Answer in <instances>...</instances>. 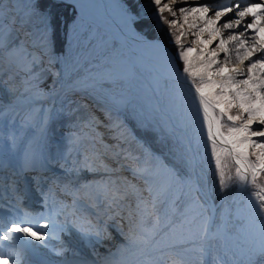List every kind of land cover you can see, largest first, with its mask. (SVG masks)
<instances>
[{
	"label": "bare ground",
	"instance_id": "6f19581e",
	"mask_svg": "<svg viewBox=\"0 0 264 264\" xmlns=\"http://www.w3.org/2000/svg\"><path fill=\"white\" fill-rule=\"evenodd\" d=\"M75 1L78 4L79 8L83 11V13H85L89 17L97 19L99 21H97L98 23L106 25L112 31H114L116 35H118L119 30H121V32L125 36V43H123V45L125 46L124 49L129 52L130 56L132 53L143 68L153 70L155 77L165 76L170 78L171 80L179 82L185 88L189 87L190 85L193 87L195 81L192 75H190L188 71L180 69L177 65V62L173 60L172 57L169 56V59L172 62L170 66H162L147 55L146 46L152 44L150 42H153V47L155 49H166V46L160 39H157L156 41H149L147 38L145 39L143 37L130 33L122 23V16L124 14L118 9L117 6L111 8L107 0H100L99 2H96L95 0ZM15 2L18 3V7L21 9L22 7H24L26 1L17 0ZM212 6L213 4H202L197 6V8L199 9V15L198 21L194 22V29H207V33L205 32L202 38L208 37V35L215 32V30L224 33L226 35V37H224L226 42L225 44H223V48H226V51L222 54L215 52L217 42H222V36H218V39L212 42L209 45V48L206 47L205 49L202 48L198 50L197 56L193 58V61L191 60L192 64L188 65L190 68L196 69L203 74H209L216 72V70L218 69L222 70L227 67V65H222L220 63L223 62L224 59L232 60L236 58L237 55H240L241 52H244L245 54L248 53L249 56L241 63L244 66H247L249 63L254 61V57L251 55L254 51H258L260 54H264V49H262L263 45L254 40V38L247 37L244 34H240V32H237L238 29H245L244 24L235 26L232 18H230L231 21L227 20L229 14L240 15L242 13V11L238 10L239 6H236L234 3H230L221 6L220 8L216 7V9L211 12V10L213 9ZM92 8L96 10V14L99 17L91 13ZM229 9L231 10L229 13H227ZM113 21L115 22V25H113ZM193 34L195 35V33ZM245 38L249 39L248 42L250 43V46H246L245 44L241 43ZM240 44H242V46L239 48V51L236 52L229 50V48L232 49L234 46ZM201 45L202 42L197 44L198 47H200ZM19 51L20 50H17L14 53V56H17L19 54ZM152 54L154 55V53ZM222 55L224 59L222 58ZM32 61L33 63H35L34 60L31 59H29L28 62ZM135 64H137L136 61L133 62V60L128 57L126 61L104 68L84 81L98 79L99 81H102L104 84L108 85H116V82L118 81H123L126 83L133 74V71L136 69ZM204 69L209 70V72H206ZM253 72H256L257 75L253 74ZM253 72L249 74L248 77H254L253 79L260 80L262 74L264 75V64H261L259 62L255 63L253 66ZM35 80H37V78ZM206 81L210 82L212 80L206 79ZM227 81L230 82L229 80ZM75 82L77 83V81ZM9 86L18 90L19 93H22L25 87V85L22 84V80H20L16 84H10ZM87 87H89V89H93L91 85H87ZM206 91V87H201V89L198 88L196 90L200 99H202V96L206 94ZM184 99L185 100L182 103L184 105V111H194V109H189L187 105V98ZM202 103V113L204 114L205 118H207L205 110L210 112L213 111V109L211 108V106H209V104L205 105L204 102ZM211 114L214 117L213 112ZM228 139L229 142H227V145L230 151L237 159L242 160L243 158L240 157L239 154L240 148L237 147V143L243 141L241 138V132H238L237 137L232 136L228 137ZM242 150L244 153L246 152V148ZM244 161H240V167H242V170H245V167H247V169L248 167L251 168L250 166L245 165ZM242 174L244 175V173ZM118 175L122 176L123 173H118ZM250 192L251 191L245 188H240L232 196V198L222 201L220 208H217L215 201H213V203H211L212 216L207 223V228L204 232V235L203 237L192 241V244L186 247L188 252L192 254L196 253L197 258H203L202 255H209L212 248L215 250V257L219 261V264H264V208H262L261 206L260 197L255 193ZM146 196H148V198L151 200V202L149 203L150 209L148 210V213H150L152 211L151 206L155 203V201H158V197L154 196V193L146 194ZM124 202H126L127 204L125 208L129 213L131 208L133 209L130 199L126 198ZM160 203L161 202H157L155 205L159 206ZM130 219L132 222L135 221V218L133 217H130ZM133 232H135L134 229ZM190 239H187V241ZM178 242H180V240H178ZM198 244H200L201 247H199ZM226 248L229 249L228 256L224 253V250Z\"/></svg>",
	"mask_w": 264,
	"mask_h": 264
},
{
	"label": "rangeland",
	"instance_id": "374dc122",
	"mask_svg": "<svg viewBox=\"0 0 264 264\" xmlns=\"http://www.w3.org/2000/svg\"><path fill=\"white\" fill-rule=\"evenodd\" d=\"M116 1L121 6V8H123V10H125V12L126 11L128 12V13L127 12L126 13L131 17L130 20L128 18L126 20V18H125L124 22L125 21L126 22L125 23L123 22L124 26L128 30L129 29L134 30V28H135L134 27V20L138 18V14H140L141 12L148 11L151 8V6L154 5L155 3L162 5L160 7H163V5H169V3H170L172 6H174L172 13H170V17L173 16V17L177 18V20L179 22L183 23V27L185 29L184 35H187V38H189V39H191V41H193V40L197 39L198 36L200 35V33H202L204 31L203 29L200 30L198 32V35H197L196 29H192L191 22H189V24H188L185 21L184 17H187L189 19L198 18L199 12L196 11V13H197L196 14L195 11L190 12V11H185L182 9V7L184 5L190 4V3L185 2L184 4H181V3H179V0H162V1L161 0H144L143 3L144 2H146V3L144 5L140 6V8H139L140 13L137 14V13L133 12V9L130 6H128L127 3L125 4L122 0H116ZM160 2H163V4H160ZM200 5H202V4H200ZM203 5H212V4H208V3L204 4L203 3ZM211 11H214V10H211ZM195 15H197V16H195ZM179 18H182V19H179ZM172 20L175 21L174 19H172ZM172 20H171V22H172ZM241 24H244V23L242 22ZM241 24H239V25H241ZM156 26L160 28L161 26H163V23L159 21L156 24ZM193 33H195V35ZM78 34L80 35L79 32H78ZM106 34H109V33L105 32L103 34V36ZM202 37H203V35H202ZM247 37L254 38L252 36H247ZM241 46H242V44L239 45V48ZM234 47L232 49L229 48V50L230 51H236V52L239 51V48L235 49ZM119 48H120L119 44L116 43L113 39H109V38L103 39V38L97 37L96 41L91 46V48H85L84 46H81L78 50H75L73 48H68L67 53H65L63 56V63H60L62 66H58L56 69H50V70L53 72H56V77L58 79L62 78V75L64 73H66V75L68 76L67 78L75 76V74L71 75L70 71L77 69L78 67L95 71V70H98L99 68H101L102 66H105L106 64L110 63L111 58L119 53V51H120ZM194 48H195V46H194ZM221 49H222L221 46L217 47V51H222ZM147 50L150 52V54L152 56H155V58H161V56H162V57H165L167 59V61H169L168 56H166L167 54L165 55V53L162 50L153 51L154 49H152V48H148ZM155 52H157V53H155ZM245 52H248V51H245ZM152 53H154V55ZM190 54H192V53H190ZM196 54L197 53L195 52L194 55L191 56V58L189 57L190 59H187L188 54L185 56L182 53V51L180 49H178L177 52L175 53V57L179 58V60H185V64H187V65H185V69L192 75V77L195 80V83L201 87H207L208 88L207 91L210 92V94H209L210 98L215 100L220 105V107L222 109H224V108L226 109V107H229V104H227L226 101L227 100L230 101L232 99V101H230V102H233L234 99L230 95H229V97L223 96L224 95L223 92H225V90H229V89H232L233 93L236 91H241L243 89L244 85H238L239 82L234 81V78H236L237 76H233L232 78L228 77L229 79H227L226 75L223 77V81L220 84H214L213 82L208 83V81H206V79L212 80L211 77H208V75H212L211 73L203 74V73L199 72L198 70L190 68L188 66V65L192 64L193 58L196 57ZM238 56L239 55H237V57ZM245 56H248V53ZM241 59H242V57L238 58L237 60H235L232 63V65L233 64L240 65L239 63H240ZM189 60H192V61H189ZM188 62H190V63H188ZM242 62L243 61H241V63ZM102 69H104V68H102ZM102 69H100V70H102ZM241 69H243V68H241ZM204 70L206 72H209V70H206V69H204ZM146 72L148 73L147 75L150 74V76H149L150 78L148 77V79L145 77L146 75L143 74L142 70H139V71L137 70L135 85L131 87L128 95L126 92H122L121 90H119L120 86H118V85L117 86L114 85L115 87L112 88L111 90L109 89L108 92L114 96V99H116L117 97L120 98V102H119V106H118L120 111H126L130 116H132L134 119H136V121L138 123H140V121H141L144 124V126H154L156 128H159L167 136H172L175 134L174 127H173L172 123L170 125H167L165 120L159 119V115L157 114L158 113L157 107L160 105L159 93L164 91V90L166 91V89L164 88L162 81H160V80L152 81L154 79L152 77V75H153L152 72H149L148 70H146ZM195 72H196V74H195ZM217 73H224V72L220 71ZM76 74H78V72ZM253 74L257 75L256 72H253ZM227 80H229L230 82H228ZM164 81H166V80H164ZM242 81H244V80H242ZM242 81H240V82H242ZM105 85H108V84H105ZM93 89H90V90L94 91ZM177 89H181V88L179 86H177ZM115 91H117V92H115ZM142 91L143 92L149 91L151 93V95L154 94L156 91L157 92H156L154 98L149 99V98H146L144 96ZM180 91L185 92L184 90H177L176 93H179ZM116 93L120 94L121 97L118 95L116 96ZM171 97H174V95H171ZM179 97L182 99V103L185 100L184 98H187V105H188L189 109L190 110L193 109V107L189 104V97L187 95H185V93H180ZM236 99L239 100L240 102L247 101L245 98V95H237ZM263 101H264V97H263ZM206 102H208V101L206 100ZM150 103H152V104H150ZM192 104L194 106L193 102H192ZM166 108L167 107L165 105H163L160 107V110L163 111V110H166ZM242 108L244 109V107H242ZM246 111H254V109H252L251 106H249V109L247 108ZM257 111H260V112H257ZM175 112H179V111H175ZM239 112H241V111H239ZM255 113L256 114L257 113L263 114L264 109L256 110L254 112V114ZM213 114H214V112H213ZM240 114L241 115H238L237 118L239 121H243V122L247 121L248 119L252 120L254 117V116H251L249 114L248 115L245 114L243 111ZM261 114H259V115H261ZM179 115L182 116L181 113ZM137 116L139 117L140 121L138 120ZM182 118H185L184 126L187 128V130L190 127L194 128L196 126L195 123L191 122V119L188 115H184V116H182ZM254 123H256V121L253 119L252 122L247 125V127H248L246 129L247 134L253 135L254 133H257L260 130V129H258L259 127L260 128L264 127V126L254 125ZM236 130H237V128L231 129L228 133L234 134L236 132ZM208 139L209 138L205 134L202 133V143H201L199 149L196 151L197 153H199V155L197 156L194 153L193 156L195 157V162L197 164H199L201 167V169L197 168V170H198L199 178L201 180L202 185L205 187V189L207 191L211 190L210 189V186H211V188L214 189L213 193H216L220 189H222L225 185L231 184V179L229 177L225 176V170L227 168V165L225 163V158H226L225 154L223 153V155L220 157V152H215V153H218V155H219V159L216 160V158H218V156L214 155L212 153L213 150L211 149V147L207 146ZM248 144L249 145L242 142V143H239L238 146L239 147L240 146L241 147L247 146V149H248L247 156L248 157H246V158L249 159L248 160L249 163H253L256 166V165L260 164V162H262V160H264V144L260 145V144L256 143V140H252ZM189 146L192 147V144L190 143ZM251 154L254 156V158H252ZM186 166L188 169L192 170L193 169V162H191V161L186 162ZM253 171H257V169H253L252 172ZM240 172L241 171L238 170L237 175H236L238 177V179L236 181H238V182L240 180H242V178L244 177V175ZM218 173H220V175H221L220 179L218 178ZM252 182H253V175H252L249 183H252ZM257 182H259L260 184ZM249 187L253 188V190L255 192H257L261 198H264V184L262 182H260L259 179H256L254 181V186H251L249 184ZM205 204H206V210H205V208H202L197 214V219L199 221H202L203 219H205L207 217V212L209 211L208 210V203L206 202ZM203 206H205V205L203 204ZM135 222H136V220L133 223H135ZM206 228H207V225H206ZM133 233H134V235H136V232H133ZM145 233L147 234L146 231H145ZM194 236H196V235H194Z\"/></svg>",
	"mask_w": 264,
	"mask_h": 264
}]
</instances>
